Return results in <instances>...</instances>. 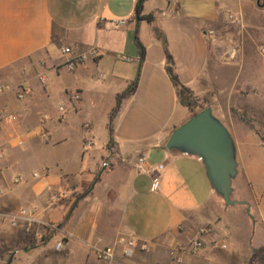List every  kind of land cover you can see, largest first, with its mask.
<instances>
[{
	"label": "crops",
	"instance_id": "obj_1",
	"mask_svg": "<svg viewBox=\"0 0 264 264\" xmlns=\"http://www.w3.org/2000/svg\"><path fill=\"white\" fill-rule=\"evenodd\" d=\"M137 2L0 0V78L15 88L0 96V109L18 117L0 124V264H101L97 251L121 238L148 251L125 258L119 247L117 264H176V247L185 248L180 264H264V146L246 120L260 112L263 83L262 58L249 48L264 43V23L248 12L261 16L263 7L258 0H146L149 22L138 19ZM163 40L180 82L207 99L230 132L238 164L232 198L249 206L226 205L201 158L167 150L191 113L167 73ZM136 79L114 117L109 148L117 98ZM22 85L35 94L19 100ZM59 104L68 108L63 120ZM59 188L70 196L51 205ZM21 208L36 210L43 224L13 225ZM204 227L212 233L200 236ZM193 240L203 248L188 249Z\"/></svg>",
	"mask_w": 264,
	"mask_h": 264
},
{
	"label": "water",
	"instance_id": "obj_2",
	"mask_svg": "<svg viewBox=\"0 0 264 264\" xmlns=\"http://www.w3.org/2000/svg\"><path fill=\"white\" fill-rule=\"evenodd\" d=\"M261 7H264V3ZM166 148L201 158L212 186L226 205L249 206L246 202L232 198V185L238 173L235 145L230 132L214 116L211 107L197 113L175 129ZM247 211L250 214V210Z\"/></svg>",
	"mask_w": 264,
	"mask_h": 264
},
{
	"label": "built area",
	"instance_id": "obj_3",
	"mask_svg": "<svg viewBox=\"0 0 264 264\" xmlns=\"http://www.w3.org/2000/svg\"><path fill=\"white\" fill-rule=\"evenodd\" d=\"M259 52L262 57H264V46L259 47ZM63 54H72V51L69 48H65L63 50ZM93 54H96V52L93 51ZM83 60L82 56H78L75 59L69 61L67 63V68L69 70H74L77 66L78 63H80ZM41 82H45V78L42 76L40 77ZM15 88L12 84L3 81L0 78V96L9 93L13 91ZM35 94L34 89L31 86L27 85H22L18 87V94L17 98L19 100H24L28 97H31ZM73 100L78 101L80 100V96L78 94H75L73 97ZM58 112L60 114V120H63L66 118L68 108L65 104H59L58 105ZM18 121V117L16 115L10 114L6 112L5 110L0 109V124L5 123V124H14L15 122ZM39 137L42 140H45L47 138V133L46 132H40ZM91 143H88L87 146H91ZM19 146H24L23 142H19ZM3 158V154L0 152V160ZM122 161H125L122 159ZM138 165H142L145 162V156H140L137 160ZM103 168H109L110 164L109 162H104L102 164ZM163 166L159 167H153L151 168L152 173H156L159 170H161ZM37 177V174L34 175ZM15 182H18V179L15 180ZM70 196L69 192L63 188L57 189L55 192L50 197V203L51 205H55L60 203L63 200L68 199ZM19 221H23V227L26 230H31L33 227H35L37 224H43L42 221H40L37 218V212L36 210L33 209H25L21 208L14 216H13V225H18ZM47 225V224H46ZM48 226V225H47ZM212 230L208 227H204L199 231L200 236L208 235L211 234ZM37 238L39 240H42V236L38 235ZM63 243L60 242L57 244L56 249L60 250L62 247ZM121 247L122 248V254L125 258H131L135 254L137 250L141 251H148V246L145 243H139L133 238H121L118 240L116 245H112L103 249H99L97 251L98 259L100 260L101 264H117L116 262V254H117V249ZM203 248V243L200 240H193L189 243L188 249L191 251H198ZM222 248H227L226 245H223ZM185 252V248L183 247H176L173 248L170 251V256L173 260L174 263L180 264L182 262V256L181 254Z\"/></svg>",
	"mask_w": 264,
	"mask_h": 264
},
{
	"label": "trees",
	"instance_id": "obj_4",
	"mask_svg": "<svg viewBox=\"0 0 264 264\" xmlns=\"http://www.w3.org/2000/svg\"><path fill=\"white\" fill-rule=\"evenodd\" d=\"M145 1L146 0H138L137 8H136V14H137L138 19H140V20L141 19H147L149 22H152L151 16H142L143 5H144ZM163 42H164L165 52H166V57H167V73L171 79V82L173 83L174 87L177 90V94H178L179 101H180L181 105L184 108H186L191 113V117H193L194 115L201 112L202 110L210 107L209 102L207 99H199V98L195 97L193 92L180 82L179 77L175 71L173 58L168 51L167 44H166L165 40H163ZM139 47L141 48V50L143 49L140 44H139ZM137 85H138V81L136 79L133 82H131L128 85L127 89L122 94H120L117 98V105H116V108L114 109L113 113L111 114V123L109 125V138H110L109 148H112V145H113V133H114L113 120H114V117L118 113V111L121 107L122 101L124 99L132 96L136 92ZM174 151H177V150H174Z\"/></svg>",
	"mask_w": 264,
	"mask_h": 264
},
{
	"label": "rangeland",
	"instance_id": "obj_5",
	"mask_svg": "<svg viewBox=\"0 0 264 264\" xmlns=\"http://www.w3.org/2000/svg\"><path fill=\"white\" fill-rule=\"evenodd\" d=\"M256 3V0H255ZM255 9L258 10L259 7L258 5L255 4ZM264 10V7L261 9ZM256 14H254V12H248V19H252L255 18L256 19L260 17L262 23H264V13H262L261 16L258 15L257 11H255ZM260 46H264V43L258 44L256 47V49L253 47V45L249 48V53L251 55H256V50L259 54V56L262 58V65H261V80L263 81L259 91L256 94V110H260V112L258 114H256V116H254L251 119H246L247 122L249 123V125L253 128V130L257 133L261 143L264 146V57L261 56L260 52H259V47ZM210 106V104H209ZM211 107V106H210ZM264 162V160H263ZM237 178V177H236Z\"/></svg>",
	"mask_w": 264,
	"mask_h": 264
},
{
	"label": "flooded vegetation",
	"instance_id": "obj_6",
	"mask_svg": "<svg viewBox=\"0 0 264 264\" xmlns=\"http://www.w3.org/2000/svg\"><path fill=\"white\" fill-rule=\"evenodd\" d=\"M264 3V0H258V4L261 6Z\"/></svg>",
	"mask_w": 264,
	"mask_h": 264
}]
</instances>
